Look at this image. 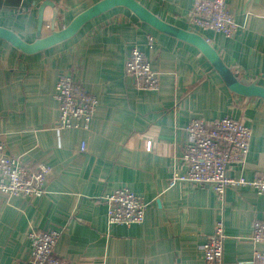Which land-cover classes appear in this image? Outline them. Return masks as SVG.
<instances>
[{"label": "crops", "instance_id": "0c3cea01", "mask_svg": "<svg viewBox=\"0 0 264 264\" xmlns=\"http://www.w3.org/2000/svg\"><path fill=\"white\" fill-rule=\"evenodd\" d=\"M98 1L0 0V27L32 43L45 2L57 10L59 30ZM136 1L165 23L203 36L234 75L264 87V0H226L240 26L232 38L192 27L187 13L194 0ZM53 10H42L41 37L50 33ZM133 47L158 74L156 91L138 90L125 76ZM64 74L98 102L88 131L57 127L53 93ZM223 117L251 130L244 166L228 175L246 181L264 175V100L230 92L197 49L126 9L100 15L70 40L32 55L0 39V142L25 165L49 168L41 197L0 195V264H30L28 234L52 230L59 233L54 253L71 264H203L201 246L218 220L226 235L223 264H251L252 252L264 251V243L249 239L253 221H264V196L251 186L227 189L221 200L210 187H168L172 174L184 171L189 121ZM123 187L147 203L140 225L106 222L103 197Z\"/></svg>", "mask_w": 264, "mask_h": 264}, {"label": "built area", "instance_id": "2783aa9c", "mask_svg": "<svg viewBox=\"0 0 264 264\" xmlns=\"http://www.w3.org/2000/svg\"><path fill=\"white\" fill-rule=\"evenodd\" d=\"M189 24L201 31H212L232 38L240 26L230 15L226 0H194L188 11ZM152 38H147L150 48ZM124 74L138 90L156 91L159 87L158 74L151 68L143 51L130 49L125 62ZM53 97L58 103L59 130H89L97 111L96 98L69 75H61L56 81ZM187 144L180 158L184 171L174 172L168 187L176 183H187L196 187H210L218 199H222L230 188L251 186L257 196H264V175L252 181L228 175L232 166L243 167L249 151L251 130L240 120L223 117L215 120L191 119L186 128ZM150 151V141L145 145ZM84 151V144L80 147ZM49 168L43 163L25 165L6 151L0 142V195L19 197L23 200L39 198L44 193ZM106 205V222L109 226L140 225L145 218L147 203L127 188H119L103 197ZM30 264H71L56 256L55 245L59 238L56 231H31ZM224 223L218 220L212 234L201 246L203 264H223ZM252 243H264V221L254 220L249 238ZM251 264H264V251L252 252Z\"/></svg>", "mask_w": 264, "mask_h": 264}, {"label": "water", "instance_id": "95a60500", "mask_svg": "<svg viewBox=\"0 0 264 264\" xmlns=\"http://www.w3.org/2000/svg\"><path fill=\"white\" fill-rule=\"evenodd\" d=\"M53 7V16L50 21V33L41 37L42 10L45 6ZM115 8H124L134 15L137 20L155 31L173 37L195 49L207 60L224 81L228 90L245 98L257 97L264 100V87L258 85V80L248 81L234 75L221 61L216 50L200 34L187 31L165 23L156 15L141 6L136 0H99L78 15L59 30H55L57 10L50 2H45L38 10L37 38L32 43L24 42L14 31L0 27V39L25 55H32L51 48L73 38L79 30L91 20Z\"/></svg>", "mask_w": 264, "mask_h": 264}]
</instances>
